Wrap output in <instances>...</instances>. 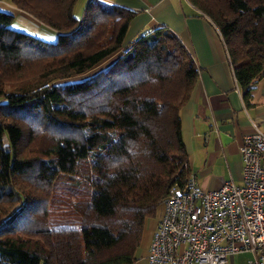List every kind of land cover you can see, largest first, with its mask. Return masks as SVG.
Segmentation results:
<instances>
[{
	"label": "trees",
	"instance_id": "trees-1",
	"mask_svg": "<svg viewBox=\"0 0 264 264\" xmlns=\"http://www.w3.org/2000/svg\"><path fill=\"white\" fill-rule=\"evenodd\" d=\"M4 1L56 39L14 29L0 9V264H133L147 222L191 173L179 111L195 62L166 27L130 40L140 11L117 2L89 0L77 18V0ZM186 1L217 28L249 103L264 0Z\"/></svg>",
	"mask_w": 264,
	"mask_h": 264
},
{
	"label": "crops",
	"instance_id": "crops-1",
	"mask_svg": "<svg viewBox=\"0 0 264 264\" xmlns=\"http://www.w3.org/2000/svg\"><path fill=\"white\" fill-rule=\"evenodd\" d=\"M140 13L130 22L127 37L163 26L185 46L197 67V79L179 111L180 133L188 153L190 172L206 190L226 181L242 183L239 153L243 138L258 129L264 133V74L245 103L217 28L186 0H113ZM0 9L22 13L0 0ZM26 16V15H25ZM162 214L150 219L133 264H146L153 232ZM250 252L228 256L225 264H249ZM204 264V263H203Z\"/></svg>",
	"mask_w": 264,
	"mask_h": 264
},
{
	"label": "built area",
	"instance_id": "built-area-1",
	"mask_svg": "<svg viewBox=\"0 0 264 264\" xmlns=\"http://www.w3.org/2000/svg\"><path fill=\"white\" fill-rule=\"evenodd\" d=\"M242 183L206 190L189 174L163 200L146 264H225L250 252L264 264V133L255 129L239 148Z\"/></svg>",
	"mask_w": 264,
	"mask_h": 264
},
{
	"label": "rangeland",
	"instance_id": "rangeland-1",
	"mask_svg": "<svg viewBox=\"0 0 264 264\" xmlns=\"http://www.w3.org/2000/svg\"><path fill=\"white\" fill-rule=\"evenodd\" d=\"M89 0H77L74 5L73 9V14L75 17H81L85 5L87 4ZM105 3H112L114 2L113 0H100ZM22 13H16L14 15L12 27L16 30L24 31L29 34L35 35L42 40L49 41V42H54L56 39V33L54 30L46 27L43 24H39L36 20H34L31 16L26 14L25 12L21 11ZM26 15V16H25ZM123 50V49H122ZM116 56V54L108 57L107 59L103 60L100 62L97 66H95L93 69L90 71L82 74V75H77V76H72L69 78H64L55 81L54 83L56 84H64V83H72V82H78L81 80H84L88 78L89 76L95 74L99 70L103 69L105 66H107ZM53 218L56 219L55 213L52 215Z\"/></svg>",
	"mask_w": 264,
	"mask_h": 264
}]
</instances>
